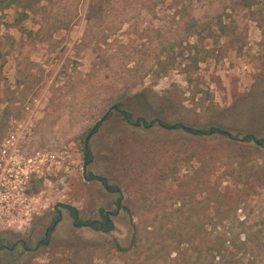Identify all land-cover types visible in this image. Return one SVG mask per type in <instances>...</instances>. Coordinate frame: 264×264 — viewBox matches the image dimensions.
<instances>
[{"label": "rangeland", "instance_id": "1", "mask_svg": "<svg viewBox=\"0 0 264 264\" xmlns=\"http://www.w3.org/2000/svg\"><path fill=\"white\" fill-rule=\"evenodd\" d=\"M20 2L0 10V141L26 140L29 211L0 227V245L24 239L33 248L55 210L61 218L47 244L29 252L17 244L9 263L0 249V264H124L133 255L111 254L110 239L126 247L135 230L146 244V232L157 226L203 222L201 216L218 206L222 156L242 141L217 131L192 137L159 124L264 139L263 5L103 0L86 27L88 0H40L25 16L27 0ZM218 21L225 27H204ZM65 23L68 28L59 27ZM177 49L183 57L173 64ZM142 87L161 105L130 97ZM118 98V109L108 110ZM119 110L129 112V122ZM85 141L90 180L83 176ZM207 157L215 160L208 173ZM262 197L251 201V221L264 218ZM68 207L80 223L100 221L99 208L115 210L113 229L79 226Z\"/></svg>", "mask_w": 264, "mask_h": 264}, {"label": "trees", "instance_id": "2", "mask_svg": "<svg viewBox=\"0 0 264 264\" xmlns=\"http://www.w3.org/2000/svg\"><path fill=\"white\" fill-rule=\"evenodd\" d=\"M40 0H27V4L22 6L21 14L27 15L31 5ZM103 0H88L87 8L84 14V23L88 27L98 9L101 8ZM20 0H0V10L19 5ZM242 7L252 9L256 5H263L264 0H240ZM261 27L264 33V14L261 17ZM217 26L225 27L220 21L205 25L208 28ZM72 26V24L70 25ZM202 25H198L197 28ZM61 28H68L67 24H61ZM194 33L198 37H203L199 29ZM183 53L177 49L171 56V62L181 63ZM180 58V60H179ZM130 97H141L149 107H157V98L149 88L142 87L133 92ZM120 102V103H119ZM121 98L114 103L116 109L121 105ZM123 120H130L129 112L119 110ZM108 113V112H106ZM138 120V119H137ZM164 127L168 123L161 121ZM98 125V124H97ZM96 125V126H97ZM178 128V124H174ZM95 128V127H94ZM185 130L192 137H198L203 134H209L208 130L197 131L190 128ZM211 128L210 133H215ZM247 135L242 143L230 149L222 156V172L219 175V183H224L221 189L215 194L217 207H212L203 216V222L194 221L183 225H171L168 227L157 226L146 232V244L139 243L138 232L134 230V237L126 247H122L113 238L109 240V249L111 254L117 257H123L131 253L133 257L124 264H264V218L258 221H251V201L258 199L259 195L264 203V141L262 138H254ZM248 143H252L249 147ZM225 151V148H222ZM91 153L87 142H84L82 149L83 167L90 162ZM215 160L209 157L203 162L206 173L213 167ZM86 180L93 178L90 172H83ZM103 185H106L110 192L116 191V186L106 184L103 178H99ZM210 195L206 193L205 200L209 201ZM211 201V200H210ZM117 204V203H116ZM70 215L74 217L75 222H79L72 209L68 207ZM180 213L179 210H176ZM101 220H87L88 227L94 231L107 233L113 229V224L109 215L113 212L98 209ZM197 215V212L194 213ZM161 228H164L163 230ZM154 229V230H153ZM8 263L11 261V253H8ZM65 264H68L67 262ZM72 264V263H70ZM108 264H113L110 262Z\"/></svg>", "mask_w": 264, "mask_h": 264}, {"label": "built area", "instance_id": "3", "mask_svg": "<svg viewBox=\"0 0 264 264\" xmlns=\"http://www.w3.org/2000/svg\"><path fill=\"white\" fill-rule=\"evenodd\" d=\"M25 141L13 135L0 141V227L23 220L29 211L27 184L32 170L31 159L23 154Z\"/></svg>", "mask_w": 264, "mask_h": 264}, {"label": "flooded vegetation", "instance_id": "4", "mask_svg": "<svg viewBox=\"0 0 264 264\" xmlns=\"http://www.w3.org/2000/svg\"><path fill=\"white\" fill-rule=\"evenodd\" d=\"M141 122H142V125H145L146 127H150L151 126V123H150V125H148V123L147 124H143V120H141ZM134 125H137V124H134ZM160 126H167V125H163V124H159ZM169 127V126H168ZM84 170H85V168L83 167V172H84ZM107 188V187H106ZM119 204H118V202H117V206H118ZM67 210H69L68 208H66ZM72 213L75 215V217H76V211L74 210V209H72ZM54 215H55V217H54V219L52 220V222L55 220V219H57L58 218V215H60V218H61V214H60V211L59 210H55L54 211ZM60 220V219H59ZM58 220V221H59ZM73 221H74V217H73ZM52 222H51V224H52ZM75 222V221H74ZM58 223V222H57ZM56 223V224H57ZM55 224V225H56ZM79 226H87L88 227V225L86 224V223H80V224H78ZM46 228H48L47 229V233H46V235L44 236V232H45V229ZM45 229H44V231H43V234H42V237L41 238H38L37 240H36V242H35V245H34V247L33 248H29V247H27V246H25L26 245V240H24V239H16L15 240V242H13L10 246H5V245H3V244H1L0 245V249H6L7 250V252L8 253H12L13 251H14V249H15V247H16V245L17 244H20V246L23 248V252H29V251H33V250H36L39 246H41V245H44V244H47L48 243V234H49V232L50 231H52L53 230V228L50 230V226H48V227H46Z\"/></svg>", "mask_w": 264, "mask_h": 264}, {"label": "water", "instance_id": "5", "mask_svg": "<svg viewBox=\"0 0 264 264\" xmlns=\"http://www.w3.org/2000/svg\"><path fill=\"white\" fill-rule=\"evenodd\" d=\"M116 108V105H111L109 108H108V110H111V109H115ZM107 110V111H108ZM106 111V112H107ZM106 112L98 119V121L94 124V127L99 123V122H101L103 119H104V117H105V115H106ZM148 125H150V123H148ZM174 124H171V125H169V128L170 129H173L174 128ZM178 126H180L181 128H183L184 130H190L189 129V127H187V126H184V125H182V124H178ZM197 131H200V130H198V129H196ZM214 130L215 131H217V132H219V133H221V134H225L227 137H229V138H234V139H236V140H239V141H243L245 138H246V136L247 135H243V136H241V137H238L236 134L235 135H231L230 134V132H228L227 130H225V129H218V128H214ZM211 132V129H209L208 130V133H210ZM251 138H253V136H251ZM254 140V142L256 143L257 142V139H253ZM262 140L264 141V139L262 138ZM104 188H106V185H104ZM60 219V215H58V218L57 219H55L53 222H52V224L50 225V230L55 226V224L58 222V220ZM47 229L48 228H46L45 229V232H44V236L46 235V233H47Z\"/></svg>", "mask_w": 264, "mask_h": 264}]
</instances>
